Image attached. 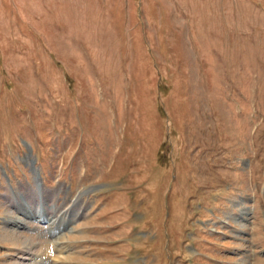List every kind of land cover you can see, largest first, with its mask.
Wrapping results in <instances>:
<instances>
[{"label":"rangeland","instance_id":"rangeland-1","mask_svg":"<svg viewBox=\"0 0 264 264\" xmlns=\"http://www.w3.org/2000/svg\"><path fill=\"white\" fill-rule=\"evenodd\" d=\"M39 184L70 231L15 228ZM24 247L264 264V0H0V264Z\"/></svg>","mask_w":264,"mask_h":264},{"label":"bare ground","instance_id":"bare-ground-1","mask_svg":"<svg viewBox=\"0 0 264 264\" xmlns=\"http://www.w3.org/2000/svg\"><path fill=\"white\" fill-rule=\"evenodd\" d=\"M53 194L55 193H50V195L45 193L39 184L37 188V201L35 204L29 202L30 197L28 196L24 198L22 195L23 197L16 199L17 195H15V200L18 201L15 204L18 203V205L14 207V211L16 214H20V217L17 216L18 218L16 216L13 217L15 224L18 225L15 226V228L27 227L26 220L29 219L45 225L46 233L50 236H56L59 232H63L64 230L70 231V226L78 218H80L82 214L78 203L79 200L77 202L75 201L73 204H70L66 210L61 212L60 206L57 204V202H55V198L53 199ZM47 251L48 254H50V252L61 253V250L58 247H53V245L52 247H47L46 252ZM21 252L23 256L20 257V260L28 262L29 264H51L49 258L43 259V257L39 256L40 252L37 251L35 254L32 251V248L24 247V251ZM48 254L46 253V255ZM51 256L52 255H49L47 257Z\"/></svg>","mask_w":264,"mask_h":264}]
</instances>
